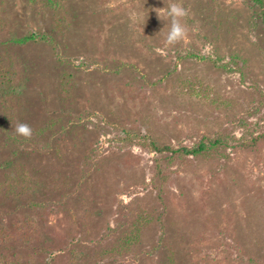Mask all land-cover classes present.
<instances>
[{
    "label": "rangeland",
    "instance_id": "obj_1",
    "mask_svg": "<svg viewBox=\"0 0 264 264\" xmlns=\"http://www.w3.org/2000/svg\"><path fill=\"white\" fill-rule=\"evenodd\" d=\"M53 1L55 9L0 0V73L10 68L16 78V93L0 94L2 137L18 122L45 121L49 130L32 145L0 140V157L20 149L23 162L64 170L68 181L44 187L43 208L7 200L3 233L23 219L39 232L14 241L16 251L0 249V264H51L33 250L48 244L62 255L53 264L72 250L80 260L81 247L97 264H264L261 8L251 0ZM171 3L188 10L187 35L167 46L160 9ZM28 35L35 40L6 43ZM216 134L225 146L183 161L141 145L192 146ZM143 213L148 229L133 242L131 219ZM128 235L132 252L95 256Z\"/></svg>",
    "mask_w": 264,
    "mask_h": 264
},
{
    "label": "trees",
    "instance_id": "obj_2",
    "mask_svg": "<svg viewBox=\"0 0 264 264\" xmlns=\"http://www.w3.org/2000/svg\"><path fill=\"white\" fill-rule=\"evenodd\" d=\"M251 1L257 4V6L261 8L260 16H263L264 15V0H251ZM44 3H45V0H44ZM45 6L52 7L53 9H55L56 6H58V4L55 3L53 0H46ZM34 36L28 35L18 40H16L14 37L13 38L9 37L6 40V43L7 45L10 43L12 45L22 46L26 43L34 41L36 38V36L35 37ZM15 80H16L15 74L10 72V68H9V71L0 73V94L2 95L4 93H13V92L16 93V91L11 88ZM19 82L20 83H18L17 85L21 84V81ZM17 112H18L17 117L22 115V118H23L24 114H22V111L17 110ZM17 124L11 125V129L9 130L10 132H6L5 138L2 137L4 136L2 135L3 134L2 131L4 129L0 128V140L4 139L3 142L6 145V147H15V146L22 147V146L28 145L27 143L32 145L33 139H38L39 142L44 141L46 139L45 132L49 131L48 126L45 125V121H44L42 126L39 124L40 127L38 126V128H32V134L30 137L28 138L18 137L15 133ZM224 138L225 137L219 134L218 135L216 134L213 138L202 137L197 143H195L192 146L181 145V146L174 147V146H170L167 144L159 145L154 141H150L149 144L143 143L141 145H142V148L148 149L155 154H159V155L166 154L167 156H165L164 159L168 161H173L174 159L183 161V160H186V158L204 157L210 152L218 150L219 148L225 146ZM16 150L12 149L8 151L7 159L0 157L1 158L0 160V210H6L5 205L7 206V200L8 202L9 200L10 202H13L12 200L13 197H18L19 200H24L23 205L27 207L26 209L28 211L33 210L35 208H39V207L43 208L45 205V200H46V197H45V200H43L42 198L44 196V193H43L44 187L48 186L50 188H55L54 190L56 191L57 189L62 190L63 186L66 184V182H68L66 181L67 173L65 174V171L62 170L58 172V174L56 175L54 174L51 175L43 171L44 167L34 169L32 167V164L30 163L26 164L25 162H23V159H22V155L24 154L23 151H20V149H16ZM24 171L30 174L27 176L26 180H25L26 177L22 178V174H21V172L24 173ZM160 171L161 169L158 168L159 173ZM38 185H40L41 191L39 193H36V188L38 187ZM34 188L35 190L29 193V191ZM41 201H43V203ZM144 214L145 213L136 216L135 221L134 219L133 220L131 219V225H132L131 230H134L133 235L131 236L133 242H137L135 240L141 236V232L148 229V220H145L143 218ZM154 215H155V212L148 214V218L150 221ZM15 225L16 224H14L12 227L8 229L9 234L7 231L3 233V230L0 229L1 230L0 231V249L7 250L8 253L11 250L16 251L15 244H12L14 241L19 240V242H21L19 238H22V240H24L25 242H30L35 237L36 233L39 232L37 224L34 223L33 225L32 223H29L26 219L25 220L23 219V221H21V224H19L21 225L20 227H17ZM24 227H26L25 228L26 230L21 233L19 229H22ZM128 237L129 235L121 239L120 240L121 243L120 244L118 243V245L113 244L108 248L103 247L102 250L100 249L98 251L94 250L95 253H97L95 256H97V258L101 260V259H105V256H107L109 253L108 258L112 259L115 254H118V255L121 254V256H123L122 254L126 253V251L127 253L132 252L131 250L127 248L124 250L125 246H130L129 244L130 242L128 243V240H127ZM9 238L11 242L8 241ZM37 239L40 240V238H37ZM48 246L49 244L46 247L42 248L38 245H35L33 247V250L36 254H40L43 252L45 255V258L51 259V264H53L54 263L53 259H55V261L56 259L60 260V257L62 255L60 252L52 255L51 252L53 251L48 250ZM81 248L83 249L80 250L82 252L81 253L82 256L79 258L80 260H76V257L72 255V252H73L72 250L70 251L71 255L70 257H68V260H67L68 262L62 259L61 261H63L65 264L66 263L78 264V261L81 262L82 264H97L94 260L91 263L88 260H86L87 258H89V256H91V253L84 252V249L87 247H81ZM28 257L30 256L28 255ZM16 259H19V257L16 256L14 260L15 262H18L16 261ZM5 263L13 264L14 262H10V263L5 262ZM45 264H50V263L45 262Z\"/></svg>",
    "mask_w": 264,
    "mask_h": 264
},
{
    "label": "clouds",
    "instance_id": "obj_3",
    "mask_svg": "<svg viewBox=\"0 0 264 264\" xmlns=\"http://www.w3.org/2000/svg\"><path fill=\"white\" fill-rule=\"evenodd\" d=\"M160 12L170 21L165 44L171 46L183 40L187 35V29L182 20L188 15V10L178 3H171L167 8L160 9ZM15 133L18 137L28 138L32 134V129L25 123H18Z\"/></svg>",
    "mask_w": 264,
    "mask_h": 264
}]
</instances>
